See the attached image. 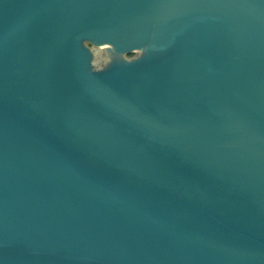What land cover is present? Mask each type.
Returning a JSON list of instances; mask_svg holds the SVG:
<instances>
[{"label":"water","instance_id":"95a60500","mask_svg":"<svg viewBox=\"0 0 264 264\" xmlns=\"http://www.w3.org/2000/svg\"><path fill=\"white\" fill-rule=\"evenodd\" d=\"M0 264H264V0H0Z\"/></svg>","mask_w":264,"mask_h":264},{"label":"rangeland","instance_id":"374dc122","mask_svg":"<svg viewBox=\"0 0 264 264\" xmlns=\"http://www.w3.org/2000/svg\"><path fill=\"white\" fill-rule=\"evenodd\" d=\"M92 47H97V46H94V45H91ZM137 52H133V53H130V54H128V56H132V55H134V54H136Z\"/></svg>","mask_w":264,"mask_h":264}]
</instances>
